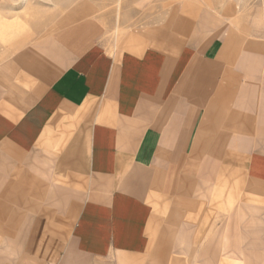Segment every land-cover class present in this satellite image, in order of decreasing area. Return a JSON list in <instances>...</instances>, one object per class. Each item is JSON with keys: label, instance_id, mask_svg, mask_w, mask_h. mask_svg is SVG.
<instances>
[{"label": "crops", "instance_id": "obj_1", "mask_svg": "<svg viewBox=\"0 0 264 264\" xmlns=\"http://www.w3.org/2000/svg\"><path fill=\"white\" fill-rule=\"evenodd\" d=\"M185 6L3 52L0 264H264V7Z\"/></svg>", "mask_w": 264, "mask_h": 264}, {"label": "rangeland", "instance_id": "obj_2", "mask_svg": "<svg viewBox=\"0 0 264 264\" xmlns=\"http://www.w3.org/2000/svg\"><path fill=\"white\" fill-rule=\"evenodd\" d=\"M146 1L148 0H0V26L5 23L14 31L9 29L10 32L9 30L4 32L7 35L6 38L0 31V62L3 61L5 50L19 48L43 36L46 32L48 34L79 18L98 17L103 19L107 26L113 29L109 37L119 41L118 39H123L128 31L133 32L137 28L154 26L157 23L152 21L155 15L171 12L176 4L177 7H182L183 12L181 11V13L190 12V6H185L189 4L192 5V8L196 6L199 12L206 7H214L219 11L223 7H232L236 12L244 14L252 12L260 6L264 7V0H172L168 6L149 5L153 0H150L151 2L146 5ZM148 16L150 21L145 20L148 19ZM138 23L141 24L137 25ZM12 25H14L15 30ZM173 218L174 215L169 213L165 215L166 220L163 226L166 229L169 228L166 232L164 231L168 244L164 247L159 246V252L164 248L168 254L174 252L177 254V247L174 250L177 219ZM158 236H161V233ZM222 263L221 261L214 262V264ZM165 264H177V262L167 261ZM241 264L247 263L242 262Z\"/></svg>", "mask_w": 264, "mask_h": 264}, {"label": "bare ground", "instance_id": "obj_3", "mask_svg": "<svg viewBox=\"0 0 264 264\" xmlns=\"http://www.w3.org/2000/svg\"><path fill=\"white\" fill-rule=\"evenodd\" d=\"M86 15V14H85ZM74 19V18H73ZM80 19V18H79ZM13 26V29H14V25H12ZM1 28H0V31L3 33L2 35L6 38V34H4V32H8V30L9 29H11V27L9 26L8 27V25H6L5 23H2L1 24V26H0ZM18 27V26H17ZM20 27V26H19ZM16 28V27H15ZM19 29V28H18ZM12 30V29H11ZM15 30V29H14ZM13 31V30H12ZM9 32H10V30H9ZM14 32V31H13ZM2 35H1V37H2ZM10 35H11V33H10ZM10 38V37H9Z\"/></svg>", "mask_w": 264, "mask_h": 264}]
</instances>
